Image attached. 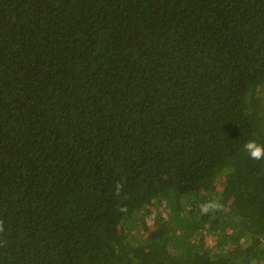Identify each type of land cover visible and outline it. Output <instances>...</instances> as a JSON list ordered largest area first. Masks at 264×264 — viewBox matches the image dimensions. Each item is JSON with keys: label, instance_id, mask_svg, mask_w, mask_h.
Here are the masks:
<instances>
[{"label": "trees", "instance_id": "obj_1", "mask_svg": "<svg viewBox=\"0 0 264 264\" xmlns=\"http://www.w3.org/2000/svg\"><path fill=\"white\" fill-rule=\"evenodd\" d=\"M0 264H264V0H0Z\"/></svg>", "mask_w": 264, "mask_h": 264}, {"label": "rangeland", "instance_id": "obj_2", "mask_svg": "<svg viewBox=\"0 0 264 264\" xmlns=\"http://www.w3.org/2000/svg\"><path fill=\"white\" fill-rule=\"evenodd\" d=\"M217 192H221V191H223L222 190V186L221 185H219V184H217V186H216V189H215ZM161 209H163V210H165V207L163 206ZM167 212L166 213H164L163 214V218L164 219H166V217H167ZM156 218H157V216L156 217H152V219H150V218H145V221H146V226H148V231H146L145 230V232H144V234L141 236V237H139V238H142V240H144L143 241V245H145L146 247H148L149 246V231H151L152 229H154L155 228V225L156 224H159L160 222V220L158 219L157 220V222H156V224H154L155 223V220H156ZM139 221H141L140 220V218H139ZM162 223V222H161ZM160 223V224H161ZM175 223H177L178 225H179V223L178 222H175ZM159 224V225H160ZM177 224H174L173 223V225L171 226V227H177ZM158 226V225H157ZM143 229V228H142ZM141 229V230H142ZM136 236H137V234H136ZM138 237V236H137ZM137 240V239H136ZM216 242H217V239H214V238H210V237H203L202 239H201V244L204 246V247H206V248H208V249H211L215 244H216Z\"/></svg>", "mask_w": 264, "mask_h": 264}, {"label": "clouds", "instance_id": "obj_3", "mask_svg": "<svg viewBox=\"0 0 264 264\" xmlns=\"http://www.w3.org/2000/svg\"><path fill=\"white\" fill-rule=\"evenodd\" d=\"M249 149H253L254 146L252 144H249L247 146ZM251 155L255 158H259L261 155V149L259 147H255L254 150L251 151Z\"/></svg>", "mask_w": 264, "mask_h": 264}]
</instances>
